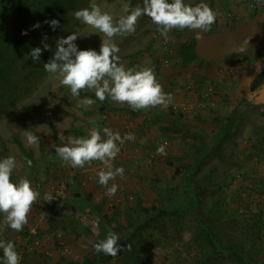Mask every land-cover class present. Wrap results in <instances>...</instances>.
<instances>
[{
    "label": "rangeland",
    "instance_id": "374dc122",
    "mask_svg": "<svg viewBox=\"0 0 264 264\" xmlns=\"http://www.w3.org/2000/svg\"><path fill=\"white\" fill-rule=\"evenodd\" d=\"M27 2L31 24L41 25L35 28L36 37L29 39L33 48L43 49L47 35L44 43L49 50H42L39 61L16 50L10 14L5 0H0V159L15 157L12 181L27 178L39 193L22 231L5 226L0 213V240L15 244L20 264H66L84 257L97 264H264V151L258 152L264 139V104L244 99L230 108L241 74L258 51L210 62L187 61L181 45L192 30L172 29L165 38L149 17L141 16L134 32L113 38L119 63L126 68H152L173 99L167 109L137 111L110 98L101 102L88 89L73 97L58 79H49L43 64L54 54L56 39L71 33L79 36L78 49L99 51L106 37L75 19L76 10L95 3L115 23L128 14L126 6L142 7L143 0ZM185 3L208 4L217 14L211 26L215 30L234 27L231 16L242 22L251 17L264 21V0ZM51 19L59 21L55 30L44 23ZM85 98L95 103L77 107ZM230 111H235L236 125L222 137L220 125ZM94 126L102 136L104 127L121 136L112 165L125 171L108 185L118 186L115 195L98 182L103 167L99 161L73 168L55 154L53 145L84 136ZM25 131L37 136L38 142L28 144ZM60 134L64 140L58 138ZM15 138L33 151L30 167ZM189 182L200 199L197 210L184 193ZM155 206L158 210L149 213L154 218L147 226L135 235L130 236L131 230L125 234L135 220H146L144 209ZM200 220L222 241L237 243L241 256L225 252L209 258L211 246ZM109 232L119 235L118 243L130 245V250L126 247L116 257L96 252L94 243ZM0 264H4L3 252Z\"/></svg>",
    "mask_w": 264,
    "mask_h": 264
},
{
    "label": "clouds",
    "instance_id": "9594fccd",
    "mask_svg": "<svg viewBox=\"0 0 264 264\" xmlns=\"http://www.w3.org/2000/svg\"><path fill=\"white\" fill-rule=\"evenodd\" d=\"M127 15L121 16L114 23L113 17L100 6L92 3L89 8L76 10L75 19L80 20L103 34L99 51L93 49H78L75 41L79 36L71 33L66 37H59L55 42V51L48 62L43 64L44 70L50 74L49 79L55 77L60 84L70 89L73 97H79L82 90L94 91L95 97L103 102L110 98L113 102L127 104L133 110H147L149 108L163 107L167 109L172 102V95L165 93L162 85L157 81L154 71L150 67L126 68L119 63L118 46L113 42L117 35L135 31V26L141 16H147L157 26L161 36L167 38L172 29H189L192 31H207L216 21V12L206 3L195 6L185 3V0H143V6L134 9L125 7ZM44 23L55 30L59 27L56 19L46 20ZM39 22L32 27L39 28ZM199 34V32H197ZM23 31L22 35H27ZM41 47L31 49L29 55L33 61H39L42 50H49L44 43ZM249 43L244 41V45ZM95 101L90 98L81 100L77 107H90ZM104 136L97 127H92L81 137H68L62 146H55V154L66 164L73 168H83L86 164L99 161L103 167L98 171V182L107 187L110 195H115L118 186L109 181L124 174V168L113 169L112 161L118 155L121 142L119 132L110 128H103ZM28 144H36L38 137L30 131H25ZM64 140L63 134L58 137ZM158 151L163 152V148ZM31 160L27 164L31 166ZM16 167L15 157L9 156L0 159V213L3 214V224L17 232L23 230L28 222V214L39 193L32 188L27 178H20L17 182L11 179ZM48 200H52L49 195ZM119 235L114 232L106 234L105 238L94 243V250L106 256L116 257L118 252L126 247L118 243ZM0 249H3L4 264H20V255L15 244L11 241L0 240Z\"/></svg>",
    "mask_w": 264,
    "mask_h": 264
},
{
    "label": "trees",
    "instance_id": "16d2710c",
    "mask_svg": "<svg viewBox=\"0 0 264 264\" xmlns=\"http://www.w3.org/2000/svg\"><path fill=\"white\" fill-rule=\"evenodd\" d=\"M5 2H6V11L10 14L11 23H12V27H13L12 36H13L15 48L19 53L27 56L29 60L33 61L29 55L31 49H33V46L31 45L29 39L35 38L37 35V31H36V29H34L32 27L33 25L31 24V22L29 20L28 2H27V0H5ZM231 20L233 21L232 25H234V26L242 23V21H239L236 17H233V16H231ZM260 25H261L262 29L264 30V21L260 22ZM214 30L215 29L210 28L209 30H207V32L214 31ZM23 31H27L28 34L22 35ZM181 47H182V49H181L182 53L184 55L183 57L185 60L193 61L195 59H200V58H198V56L196 55L195 50H194L195 38H194L193 33H192L191 37L181 45ZM240 54L241 53L233 54V55H240ZM263 74H260L259 77H262ZM171 115L173 116L174 114L171 113ZM235 125H236L235 111H230L226 115L225 120L220 125L221 136L222 137L229 136V134L235 128ZM55 135L57 136V134H55ZM262 135L264 138V134H262ZM15 139H16L18 146L21 150L22 157L26 160H31V162H32L31 164H34L35 159H34L33 151L30 149H27L19 139H17V138H15ZM260 144H259V146L262 148H259L258 152H263L264 151V139H262ZM187 169L189 170V167ZM235 178H237V177H235ZM188 184L189 185L185 186V188H184V189H186L184 191V193L188 194L189 204L192 206V208L197 210L199 207V204H200V199L198 197V194L194 193L193 188H195V186L193 185V183L189 182ZM157 210H158V207H156V206L152 207L150 209H144V211L146 212V214H145L146 220L144 222L139 221V220L138 221L135 220L134 223L127 226V230H126L125 234H128L131 230L130 236L135 235L137 232L140 231L141 228H143L149 224L148 222L150 219L154 218L152 215H149V213L152 211L157 212ZM108 221L110 222L111 219ZM200 223L202 225V228L204 229L203 232H204L206 238L208 239V243L211 246V253L212 254L207 253L209 258L214 257L213 255H221L225 252H232L238 256H241L242 250L237 245V243H234L232 239H231L232 241H222V239L215 233L214 229H212V227L209 224L203 223L202 220H200ZM114 228L115 227H113V229ZM126 241L127 240L124 239L123 243ZM236 247L238 249H236ZM2 252H3V249H0V253H2ZM132 255H133V253L130 256H132ZM203 263L205 264L206 261H204ZM66 264H97V263L95 262L94 259L84 257L82 259H69V260H67Z\"/></svg>",
    "mask_w": 264,
    "mask_h": 264
},
{
    "label": "water",
    "instance_id": "95a60500",
    "mask_svg": "<svg viewBox=\"0 0 264 264\" xmlns=\"http://www.w3.org/2000/svg\"><path fill=\"white\" fill-rule=\"evenodd\" d=\"M199 32V34L197 33ZM195 38V53L198 58L210 62L221 57L247 52L256 49L259 53L256 60L241 74L239 82L234 89L231 109L240 101H251L252 81L264 72V30L256 17H251L234 27L214 31H193ZM249 43L244 45V41ZM259 104V101H255Z\"/></svg>",
    "mask_w": 264,
    "mask_h": 264
},
{
    "label": "flooded vegetation",
    "instance_id": "af4514ba",
    "mask_svg": "<svg viewBox=\"0 0 264 264\" xmlns=\"http://www.w3.org/2000/svg\"><path fill=\"white\" fill-rule=\"evenodd\" d=\"M259 76H257L251 83L252 92L255 93V95H252L251 102L255 103V101H259L261 104H264V74L262 77Z\"/></svg>",
    "mask_w": 264,
    "mask_h": 264
},
{
    "label": "crops",
    "instance_id": "0c3cea01",
    "mask_svg": "<svg viewBox=\"0 0 264 264\" xmlns=\"http://www.w3.org/2000/svg\"><path fill=\"white\" fill-rule=\"evenodd\" d=\"M32 258H33V260H32V261H38V259H35V258H34V256H32ZM32 258H31V259H32Z\"/></svg>",
    "mask_w": 264,
    "mask_h": 264
},
{
    "label": "built area",
    "instance_id": "2783aa9c",
    "mask_svg": "<svg viewBox=\"0 0 264 264\" xmlns=\"http://www.w3.org/2000/svg\"><path fill=\"white\" fill-rule=\"evenodd\" d=\"M36 251H40L38 248L37 249H35Z\"/></svg>",
    "mask_w": 264,
    "mask_h": 264
}]
</instances>
